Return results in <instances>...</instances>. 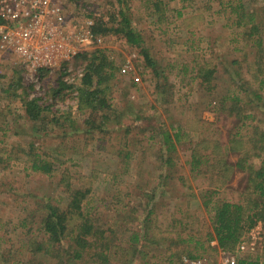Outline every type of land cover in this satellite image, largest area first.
Returning a JSON list of instances; mask_svg holds the SVG:
<instances>
[{
  "label": "rangeland",
  "instance_id": "1",
  "mask_svg": "<svg viewBox=\"0 0 264 264\" xmlns=\"http://www.w3.org/2000/svg\"><path fill=\"white\" fill-rule=\"evenodd\" d=\"M169 1L164 11L159 8L162 12L157 15L167 17L168 29L165 28L166 22L155 23L156 14L154 18L150 15L155 10L153 0H60L72 25L87 16L109 22L113 15L120 20L118 11L123 7L129 14L131 27L140 33L143 45L155 61V68L172 84L168 93L172 96L169 106L160 103L155 77L150 68L144 67L138 48L115 33L98 34V42L87 46L58 68L39 71L35 80L28 75L17 55L0 52V120H10L7 130L0 128V264H59L61 258H55L49 252L60 250V245L54 244L47 251L42 249L36 253H28L26 245L29 239L36 241L42 236L39 230V219L44 211L42 204L49 200L65 206L67 190L59 180L66 166L71 188H84L86 181H92L85 205L92 213L100 212L97 218L104 221L103 227L106 228V238L95 240L72 264H98L100 259L92 253L103 249V243L107 245L104 251L109 264H178L181 255L205 256L216 261L218 254L211 247L209 238L212 233V205L216 199L240 203L249 213L251 210L259 214L264 212L261 209L264 196L259 197L258 189H254L252 174L264 165V150L260 151L264 142H254L259 132L264 131V92L262 105L258 107L245 106L240 101L243 113L251 115L240 121L228 113L229 101L225 98L235 92L237 82L230 80L224 65L231 68V74L237 75L236 80L242 84L241 91L257 87L251 81L245 56L241 55L249 47L244 46V40L230 41L235 26L227 20L229 9L207 16L206 7L213 4L212 0L208 4L204 0H185L183 7L179 0ZM263 5L264 0L249 3L251 8L257 9L256 13L261 12L259 9ZM176 8L181 10V14L175 15ZM238 31L242 33L243 28L239 27ZM169 33H173L172 46L164 41ZM216 39L217 45L212 48L211 43ZM103 48L107 49V54L112 56L118 67L112 78L114 86L109 99L114 103L113 113L121 115L113 119L119 130H110L105 136L114 133L120 137L125 126L134 125L131 123L133 115L124 108L127 100L135 111L139 110L140 115L150 113L158 121L168 117L179 120L181 128L192 136V142L185 136L179 147L178 160L172 168L173 175L165 181L164 192L154 176L155 171L161 169L157 165L159 160L145 155V159L150 161L149 168L145 169L144 161L138 164L139 157L128 156L122 165L117 156L100 148L101 142L96 137L102 134L95 133L94 140L89 143L83 136L86 131L83 116L88 110L78 106L76 88L86 70L87 60L77 55ZM218 53L226 63L216 58ZM127 60H130V67L123 72L121 69ZM199 67L214 69L209 76L212 78L210 83L200 84V78L195 77V70ZM129 74L137 79L134 85L128 86ZM61 80L70 86L61 87ZM241 91L238 90L239 96L244 95ZM34 96L48 105L50 113L55 111V115L61 116L63 123L47 126L29 120L24 113L22 99ZM149 119L151 117L144 122ZM176 122L173 121L175 125ZM107 126L113 125L111 122L102 124V128ZM256 126L259 130L254 132ZM62 132H66L65 136L60 135ZM29 144L36 148L35 151L49 153L47 158L53 161V171L42 174L26 168L24 151ZM226 144L233 147L223 156L230 164L226 167V176H229L225 183L216 186V159L205 161L202 156L210 153L214 158L219 157ZM256 145L259 154L252 152ZM195 147L199 149L197 154L201 155V163L197 170L189 172L188 155ZM245 150L247 153L243 152ZM247 155L246 167L234 165L238 158ZM139 169L141 174L137 175ZM114 175L118 180L112 184ZM116 189H120L119 199L124 205L112 203L114 208L110 210L114 212H110L105 203L117 201L112 198ZM145 190H154L152 199L142 194ZM204 200L208 203L203 204ZM107 213L109 215L106 216ZM258 216L250 227L242 231L233 251H237L239 257H258L264 264V214ZM134 234L137 240H131ZM240 242L245 248L239 251ZM67 244L63 240L62 245L67 247ZM4 257L8 259L4 260Z\"/></svg>",
  "mask_w": 264,
  "mask_h": 264
},
{
  "label": "trees",
  "instance_id": "2",
  "mask_svg": "<svg viewBox=\"0 0 264 264\" xmlns=\"http://www.w3.org/2000/svg\"><path fill=\"white\" fill-rule=\"evenodd\" d=\"M184 1L185 0L178 1L182 4L181 7L184 6ZM212 1L213 4H210L206 7L207 16H211L215 13L217 15L219 13L226 12L225 10L229 9L227 13V20L232 21V25L235 26L234 31L230 35V41L244 40V46L247 48L249 47V50H243L241 55L242 57L245 56L244 58L247 63V69L250 70V76H252L251 81H254L257 85L255 89L242 90L244 95L239 96L238 90L239 92L241 91L240 88L242 84L236 80V74L233 72V74H231V68H229L227 65H224L225 71L230 75V80L237 82V84H235V92L232 95L225 97L226 100L229 101V104L227 105L228 113L234 114L238 121L244 120L251 115L243 113L242 107L239 105L241 100L244 104H246L245 106L258 107L262 105L260 102L263 98L262 93L264 92V5L261 6V9H259L261 12L256 13L257 9L251 8V6H249V3L253 0ZM168 2L170 1L153 0L152 5L153 7L155 6V10L150 12V15H152V18H154V15L156 14L154 20L157 21L155 23L163 24V22H166L165 28L169 29L170 23L166 21L167 17L157 16L161 15L162 10H165V6ZM204 2L208 4L209 0H204ZM123 9L124 8L122 7V9L118 11L120 20L115 18L113 15L111 16V21L109 22L104 21L101 18H94L92 30L96 35H105L111 33L121 35L124 37L126 43L137 47V53L141 55L144 62V67L150 68L155 77V90L160 96V103H164L169 106L172 102V96L168 95V93L170 90H172V84L168 82L167 77L161 73V71H158L155 68L156 63L150 56L146 46L143 45L140 33L131 27V19L129 14L125 9ZM169 9L170 8L166 9V12ZM174 11L176 12L175 15L181 14V10L178 8H176ZM222 18H224L223 14ZM209 23L210 22L208 20L207 24ZM239 27L243 28L242 33H239ZM171 34L173 33H169L167 39H164V41L172 46L174 45V38H171ZM217 39L211 43L212 48L216 47L218 42ZM190 48L192 47L190 46ZM106 50L107 49L105 48L94 49L89 53L85 52L77 55L78 58L87 60L86 70L80 78L76 88L78 90V106L88 110L87 115L83 116V121L86 126V131L84 132L83 136L87 141L86 143H89L94 140L95 133L102 134V136L96 137L98 138L97 141L101 142L100 148L104 152L111 153V155H114L115 157L117 156L119 162L122 163V165L128 156L139 157L138 164L141 165V163L144 161L145 169L149 168L150 162L149 160L145 159V155H150L149 157H151L153 160H159V164L157 165H159L161 169H157V171L154 173V176L159 180L157 181V184L162 186V192H164L165 181L167 178L173 175L171 173L172 168L178 160L177 151L186 139L185 136H187V138L189 137L190 142H192V136H190L186 130L181 128V122L178 123L179 120H174L170 117H162L163 120L158 121L157 117L155 116L153 118L154 115H151L150 113L148 115H140L139 110L135 111L128 100L126 101L124 108H126L128 112L133 115L131 123H134V125L125 126L123 128L124 131L122 132V136L120 137H116L114 133H111L109 136H105V134H107L110 130H119L116 128L119 126L118 123H115L113 119L117 116H121L115 115L113 113L114 103H111L112 101L109 99V95L111 94L110 92L114 86L112 78L115 76V72H117L118 67H116L114 59H112V56L107 54ZM216 58H218L220 62L226 63L219 53L217 54ZM213 72V68H208L205 70L204 67H199L197 70H195V77L200 78V84L210 83L212 78L209 76ZM111 82L112 85H110ZM135 83H137L136 77L129 74L128 86L134 85ZM60 86L68 87L70 85H67L65 81L61 80ZM125 91L127 92L126 88ZM241 97H244V99H241ZM22 101L24 113L33 123L40 122L47 126L50 124L63 123L61 116L55 115V111L50 113L51 111L48 109V105L40 102L41 100L39 97H23ZM148 117H151V119L145 123L144 121ZM173 121H177L176 125L173 123ZM9 122L0 120V124L2 125L0 128L7 130L9 128ZM105 122H111L113 126L102 128V124L105 125ZM4 125L6 126L4 127ZM257 130H259V128H257V126L254 127V132H257ZM131 131L133 133L128 135ZM64 134H66V132H62L60 135L65 136ZM258 141L264 142V131L259 132L257 139L254 138L255 144L256 142L258 143ZM236 142H239V140ZM223 147L224 149L222 151V155L219 153V157L216 156V158H214V156L210 155V153L202 156V160L204 158L205 161L216 159V186H219V183H225L229 176H226V167H228L230 164L228 163V159H226V157L224 158L223 156L226 155L227 150H231L233 147L231 145L230 147H227V144ZM241 148L244 149V147ZM35 149L36 148H34V146L29 144L27 151H24L27 157L26 168L34 173L37 172L49 174L54 169L53 161L47 158L49 153H44V151H35ZM258 149L259 147L256 145L252 152L254 154H259L257 151ZM262 150H264V146L260 147V151ZM198 151L199 149L195 147L191 149V152L188 155L189 172L197 170L198 165L201 163V155L197 154ZM246 151L247 150L243 152L247 153ZM8 154L10 155V153ZM247 158L248 155L241 157L240 159L238 158L234 165L240 168L246 167L247 165L245 162L247 161ZM68 171L69 168L66 166V169H64V173L61 174L59 180L63 182V186L67 190L68 200L66 201L65 206H58L49 200L45 201V203L42 204L44 211L39 219V230L42 232V236H40L39 240L35 239L36 241L31 240L32 238L29 239L26 245V251L28 253H36L42 249L43 251H47L48 248L53 247L54 244L60 245V250L57 251L55 249L52 251L50 250L49 252L52 256H55V258H61L59 264H72L74 259H80L82 257L83 252L89 249V247L94 242H96L95 240L106 238L104 234L106 228L104 229L103 227L105 223L103 220V223L100 222L99 218H97L100 212L92 213L86 208L85 205V200L91 191L92 181H86L84 188H71L70 181L67 178V174L70 175ZM136 174L140 175L141 170L139 169ZM252 174L254 175V189H258V196L263 197L264 165L260 166L258 169H255L254 173ZM116 180H118L117 175H114L111 180L112 184L116 183ZM119 190L120 189H116V193H113L112 195V198H116L117 201L105 203V207H107L109 210L111 207L114 208V204L112 203L120 202L119 204L124 205V203H122L119 199ZM153 191L154 190L148 192L145 190V192L142 194H146L150 199H152L154 195ZM202 203L206 204L208 203V200H204ZM256 204L254 203V206H256ZM245 209V206L240 203H233L224 199H216V201L213 203L212 215L210 217L212 233L209 238H211V240L215 239L220 248L233 251L236 242L238 241L240 234H242V231H244L245 227H250L259 217L258 215L264 214V212L259 214L254 210H251L252 213H249L246 212ZM261 209L264 211V204H262ZM110 212L114 211L110 210ZM107 215H109V213H107L106 216ZM103 218L104 217H102V219ZM262 220H264V217H262ZM23 221L25 222V219H23ZM113 227H115V225H113ZM113 227L109 226L108 228L113 229ZM89 237L91 238L89 239ZM134 239L137 240V236L135 234L131 237V240ZM63 240H66L68 243L67 247L62 245ZM105 246H107L106 243H103V249L99 250L98 252L95 251L92 254L95 258L98 257L100 259L99 263L109 264L108 256L104 251L106 248ZM249 256L250 255H246L244 257L238 256L236 264H261L258 257L251 258ZM7 259V257H4V260ZM15 264L18 263L16 262Z\"/></svg>",
  "mask_w": 264,
  "mask_h": 264
},
{
  "label": "built area",
  "instance_id": "3",
  "mask_svg": "<svg viewBox=\"0 0 264 264\" xmlns=\"http://www.w3.org/2000/svg\"><path fill=\"white\" fill-rule=\"evenodd\" d=\"M93 25L94 18L90 16L72 25L60 0H0V52L17 55L28 75L35 80L39 71L58 68L98 42ZM124 66L121 71L127 72L130 60ZM210 245L217 251L216 261L205 256L181 255L178 264L237 263V251L220 248L215 239ZM244 248V243L240 242L237 250Z\"/></svg>",
  "mask_w": 264,
  "mask_h": 264
}]
</instances>
